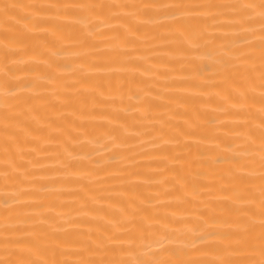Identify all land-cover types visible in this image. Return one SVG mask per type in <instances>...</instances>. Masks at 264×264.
Wrapping results in <instances>:
<instances>
[{"label":"bare ground","instance_id":"bare-ground-1","mask_svg":"<svg viewBox=\"0 0 264 264\" xmlns=\"http://www.w3.org/2000/svg\"><path fill=\"white\" fill-rule=\"evenodd\" d=\"M0 264H264V0H0Z\"/></svg>","mask_w":264,"mask_h":264}]
</instances>
